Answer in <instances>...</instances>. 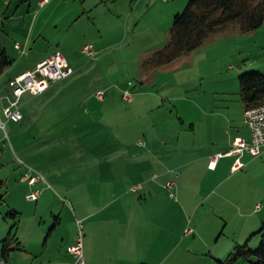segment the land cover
Returning <instances> with one entry per match:
<instances>
[{"label": "rangeland", "instance_id": "374dc122", "mask_svg": "<svg viewBox=\"0 0 264 264\" xmlns=\"http://www.w3.org/2000/svg\"><path fill=\"white\" fill-rule=\"evenodd\" d=\"M38 1L33 0L31 7H19L17 0H0V49L8 50L14 60L4 70L6 80L56 49L63 52L76 74L67 80L65 91L46 98L24 96V120L9 121L6 131L0 133V196H4L0 262L2 241L10 238L7 264L70 263L73 258L68 248L82 234L88 263L96 254L95 246L100 253L110 240L118 244L120 238L119 231L110 239L106 232L102 234L107 236L89 238L90 222L100 217L88 223L82 219L84 207L89 211L100 207L97 196L103 202L109 199L108 183L116 176L97 173L99 166L119 167L117 179L125 181L124 189L132 187L134 176L128 169L158 163L143 152L150 142L145 134L155 131L152 123L158 126L182 116L195 120L204 107L219 108L226 103L242 107L238 77L251 71L264 74V28L258 43L252 38L221 35L168 66L146 72L144 61L166 46L174 16L189 0H67L60 12L51 11L52 6L39 12ZM37 13H41L38 18ZM17 43L21 51L15 49ZM87 45L94 48L93 56L83 52ZM3 90L7 93L8 85ZM125 93L134 103L124 99ZM29 169L42 176L33 187L21 181ZM239 179L245 186L242 183L239 192L252 198L256 212L244 218L233 212L204 217L202 223L214 225V240L219 239L211 253H205L208 257L224 260L236 245H244L251 237V249L260 244L261 235L255 234L264 227V162L248 178H233ZM139 181L144 179L136 183ZM32 191L42 192L37 202L26 199ZM13 213L17 215H9ZM109 227L110 223L104 230ZM140 246L135 247L133 264H156L158 260L174 264L185 249L173 247L148 257ZM255 262L252 257L236 264Z\"/></svg>", "mask_w": 264, "mask_h": 264}, {"label": "crops", "instance_id": "0c3cea01", "mask_svg": "<svg viewBox=\"0 0 264 264\" xmlns=\"http://www.w3.org/2000/svg\"><path fill=\"white\" fill-rule=\"evenodd\" d=\"M32 1L29 3L30 7ZM66 3L67 0H64L63 3L60 0H39L37 4L39 12L49 6H52L51 11L55 9L60 12ZM40 15L41 13H37L36 18ZM111 17L116 20V15L111 14ZM262 28H264V24L247 35L240 34L238 29H230L222 35L224 37L229 34L230 36L226 38L240 37L241 40L252 38L254 43H258V36L262 32ZM219 36L209 40H219L217 39ZM56 51L61 50L56 49L50 55L39 56L32 64L23 67V71L17 75L33 70ZM6 52L12 60L8 50ZM12 61L14 62V60ZM72 69L74 73L71 77L76 74L74 68ZM3 73L4 71L0 78V94L3 92L2 96L6 94L3 89H7V82L17 76L14 75L6 80V75ZM68 79L54 84L40 96L46 98L59 91L67 90ZM1 102L0 108L3 109L5 102ZM129 102L134 103V100H129ZM244 111L243 104L238 109V107L226 103L219 108L216 106L204 107L201 111L202 115L195 120L180 116L178 121L174 120L173 122L167 119L158 126L152 123L155 131L145 134L150 142L147 143L143 152L154 157L158 163L143 169L136 167H133L132 171L128 169V172L134 176L132 187L139 186L138 190H132L131 186L124 189L125 181L117 179L120 172L119 167L113 169L99 166L97 173H111L116 176L112 177L108 183L111 185L109 199L107 202H103V199L97 196L96 203L101 204L100 207L93 211L84 207L82 219L88 223L94 217H100L94 223L90 222L87 232L89 238L108 235L107 237L110 239L118 231L120 238L118 244H114L113 240H110L100 253L97 249L98 246H95L96 254L93 258H89V262L86 264H133L136 254L135 247L140 245L144 256L148 257H153V254L160 256L170 248L184 246V252L179 254L174 264H187L188 262H190L189 264H214L217 258L208 257L205 253L207 251L211 253V249L219 244V239L214 240L216 227L210 223L204 225L201 220H204V217L215 215L224 217L230 212L244 218L256 212L255 209L252 210L254 203L252 198L248 197L246 192H239V189L242 190V180L235 181L233 178L239 175L248 178L252 170L264 162V152L257 157L248 153L244 154L241 158L244 166L238 170L234 169L236 156L220 158L214 168L210 166L213 156L231 150L236 139L251 140V131L244 123ZM0 114L2 117L1 110ZM188 121L191 122L188 123ZM2 131L0 129V133ZM1 143L0 139V150L3 148ZM131 151L133 155L137 154L135 149H131ZM142 178L144 181L136 183L137 179ZM170 181H174L172 189L167 187ZM38 182L39 180L34 185ZM33 186L28 184V187ZM243 187H245L244 183ZM34 192H38L40 195L42 193L41 191H32L26 195V199ZM90 209L92 208L90 207ZM248 210L251 212L248 213ZM190 217H193L192 222ZM199 217L201 219L197 222L196 218ZM105 221L108 222L105 223ZM261 221L264 222V218H261ZM109 223V229L104 230ZM135 223L137 228L132 227L136 225ZM189 225L194 232L185 235V229ZM103 232H106L107 235L102 234ZM136 239H138L137 246L135 245ZM196 249L201 251L198 252ZM165 263L164 260H158L156 264Z\"/></svg>", "mask_w": 264, "mask_h": 264}, {"label": "trees", "instance_id": "16d2710c", "mask_svg": "<svg viewBox=\"0 0 264 264\" xmlns=\"http://www.w3.org/2000/svg\"><path fill=\"white\" fill-rule=\"evenodd\" d=\"M17 1L19 7L31 2ZM263 24L264 0H189L184 10L174 16L168 43L144 61L143 70L150 72L168 66L230 29H238L247 34L256 31ZM12 64L6 50L1 48L0 73ZM238 82L245 110L264 104L263 73L245 72L238 77ZM0 186H3V181H0ZM3 200L4 196H0V204ZM255 235H261L256 249L249 247L250 238L244 245H236L224 260H215L214 264H236L242 259L249 261L252 257L256 259L255 264H264V227ZM10 245V238L2 241L1 256L5 262L10 256Z\"/></svg>", "mask_w": 264, "mask_h": 264}, {"label": "built area", "instance_id": "2783aa9c", "mask_svg": "<svg viewBox=\"0 0 264 264\" xmlns=\"http://www.w3.org/2000/svg\"><path fill=\"white\" fill-rule=\"evenodd\" d=\"M154 2L156 0H148ZM167 1V0H162ZM16 49L21 51L19 44L16 45ZM83 52L94 55V48L92 46H85ZM74 71L69 65L65 56L61 51H56L46 60L39 63L33 70L24 72L20 75L8 81V92L1 96L0 101H4L5 105L2 109V114L8 121L21 122L24 119V114L21 110V100L25 95H31L33 97L40 96L48 91L54 84L62 82L73 75ZM1 78V73H0ZM103 93H99V99H103ZM124 99L131 100L128 93H125ZM0 114V129L6 131V123ZM244 123L251 131V140L238 138L234 141L231 150L224 153H219L212 158L210 163L211 167H215L220 158L228 156H236L235 168L241 169L244 164L241 162V158L244 154L248 153L254 157L260 156L264 152V104L248 108L244 111ZM33 170L29 169L24 176L21 177L22 182H26L33 186L42 176L32 174ZM169 189L174 187V181H170L167 185ZM140 189L139 186L134 187L132 190ZM39 193L34 192L27 197L29 202H37L39 199ZM260 207L257 206V209ZM194 232L191 227L185 229L184 234L190 235ZM68 253L72 256V262L61 264H86L84 252H83V238L82 234L77 240V244L68 248ZM0 264H7L4 260Z\"/></svg>", "mask_w": 264, "mask_h": 264}]
</instances>
